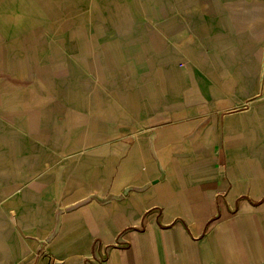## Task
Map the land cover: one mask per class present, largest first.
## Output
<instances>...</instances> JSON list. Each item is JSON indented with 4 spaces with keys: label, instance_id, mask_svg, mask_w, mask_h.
Listing matches in <instances>:
<instances>
[{
    "label": "crops",
    "instance_id": "0c3cea01",
    "mask_svg": "<svg viewBox=\"0 0 264 264\" xmlns=\"http://www.w3.org/2000/svg\"><path fill=\"white\" fill-rule=\"evenodd\" d=\"M105 1L0 0V264H264V0Z\"/></svg>",
    "mask_w": 264,
    "mask_h": 264
},
{
    "label": "rangeland",
    "instance_id": "374dc122",
    "mask_svg": "<svg viewBox=\"0 0 264 264\" xmlns=\"http://www.w3.org/2000/svg\"><path fill=\"white\" fill-rule=\"evenodd\" d=\"M145 3H146V1H144ZM86 5H90V7H88V9H90V12L91 13H95V12H98L97 14H99V10H101V11H103L104 13L106 12L107 13V11L110 9V4H108V3H106V1L105 0H89V4H86ZM84 6V4H78L77 3V5L75 6V17L78 15L79 16V14H82V12H81V9H82V7ZM14 8V9H13ZM34 8V6H28V9H33ZM45 9H46V7L45 6H37L36 8H35V11H36V13H43V14H45ZM144 9V6H142V7H140V10L142 11ZM22 9H21V7L19 6V5H15L14 7H13V5H12V7H11V14H10V17H11V22H10V24H13L14 23V20H17L16 18H18L15 14H19V12H20V14H23L22 13V11H21ZM134 10L135 11H139V9L137 10V7H134ZM33 11V10H32ZM24 12V11H23ZM29 13V12H28ZM100 15V14H99ZM78 18V17H77ZM76 19V18H75ZM104 19H105V17H104ZM76 22L77 23H82V22H78V20L76 19ZM76 23V24H77ZM104 23V22H103ZM33 24H35V23H32V25ZM27 25H29V22H27V23H24L23 24V22L21 23V26H22V29H25L26 27H24V26H27ZM70 25V24H69ZM47 26H53V24L51 23V22H49L48 21V23L47 22H45L44 23V25H43V29L42 30H44V31H46V35L48 36V39H54V41H55V43H57L58 42V45L60 46V47H58L60 50H62V48H64L65 46H66V42L65 41H67V38H64L63 37V35L61 34V33H57V35H58V38H59V41H56V37H55V33L54 34H52V31H49V30H51L50 28H48ZM72 26V25H71ZM29 28V27H28ZM55 29V28H54ZM67 29H70V28H67ZM66 29V30H67ZM72 29V28H71ZM78 29V28H77ZM87 29V33L89 32L88 30V28H86ZM98 29V28H97ZM102 29H105V27L103 26V28ZM56 30V29H55ZM58 30V29H57ZM91 30H96L95 29V27H94V25H93V27L91 28ZM76 34V37H78V35H77V33H75ZM82 35H83V33H82ZM75 37V38H76ZM79 37H81V36H79ZM39 41V40H38ZM75 43H77V42H79V40L76 38L75 40ZM46 47H48L49 49L52 47V45H49V46H46ZM62 47V48H61ZM48 66H50V64L48 65ZM160 76V75H159ZM59 210H60V214H59V216L63 213H65V208H63V207H61V208H59Z\"/></svg>",
    "mask_w": 264,
    "mask_h": 264
}]
</instances>
